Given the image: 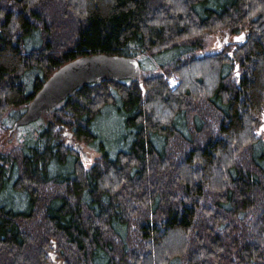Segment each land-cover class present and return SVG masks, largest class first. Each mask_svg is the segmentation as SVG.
<instances>
[{
  "label": "trees",
  "instance_id": "1",
  "mask_svg": "<svg viewBox=\"0 0 264 264\" xmlns=\"http://www.w3.org/2000/svg\"><path fill=\"white\" fill-rule=\"evenodd\" d=\"M99 53L161 72L81 86L0 152V264H264V0H0V130Z\"/></svg>",
  "mask_w": 264,
  "mask_h": 264
},
{
  "label": "water",
  "instance_id": "2",
  "mask_svg": "<svg viewBox=\"0 0 264 264\" xmlns=\"http://www.w3.org/2000/svg\"><path fill=\"white\" fill-rule=\"evenodd\" d=\"M246 33L234 38V42L243 43ZM226 39L224 43H226ZM141 65L135 58H127L116 55H86L74 59V61L63 65V67L53 72L44 83L42 88L34 95L25 112L13 124L10 133L15 132L21 126L31 125L41 119L46 113L59 103L63 102L72 92L87 84H98L109 81H132L140 77ZM139 88L143 90L140 83ZM259 133L264 134V115ZM66 135V134H65ZM69 136V134H68ZM68 144L72 141L68 140ZM74 149L81 153L85 160V152L80 145H75Z\"/></svg>",
  "mask_w": 264,
  "mask_h": 264
},
{
  "label": "rangeland",
  "instance_id": "3",
  "mask_svg": "<svg viewBox=\"0 0 264 264\" xmlns=\"http://www.w3.org/2000/svg\"><path fill=\"white\" fill-rule=\"evenodd\" d=\"M220 37H223L222 34L210 36L209 39L206 41L207 45L203 51V54H205V55L216 54V53L221 52L223 50V51H226V53L232 55L231 52L235 46H233V45L232 46H226V45L221 46L222 44L219 45L220 42L218 43V40ZM231 44H232V42L229 45H231ZM195 55H198V54H195ZM235 65H237L236 67L239 66L236 63H235ZM141 69H144V70H142V75H145V76L150 75V73L154 74V73H160L161 72L160 68H158V63H156L155 61H149L146 59H142ZM233 77H235V78L238 77L240 79L239 73L233 74ZM139 81L140 82L138 84L142 83L141 79ZM143 89H144V87H143ZM140 91H141V89H140ZM213 115L215 116L216 113L213 112ZM103 116L104 117H103L102 121H100L96 126L99 130H102L103 137L106 138L108 141H110V139L112 140L115 138H120V136L122 134L119 131V127H117L119 122H118V119H117L115 113H113V112L105 113ZM11 121H10V126L12 127L16 121L15 122L14 121L11 122ZM42 124H43V121L39 120L38 122H36V125L21 126L20 128H17L15 130V132H13L12 135H10V136L8 135V133H9L8 131L6 132L4 130H0V152L4 153L7 151H10L11 148H15V147L19 146L20 144H22V140L24 138L23 136L26 135L27 132L32 133L33 131H35V129L41 127ZM261 124H262V122H261ZM109 125L110 126L112 125V126L109 127ZM260 126H259V128H260ZM63 140H67V141L69 140V136L67 133H66V135H64ZM81 145H82L81 146L82 150H84V152L86 154V156H85L86 158H85V160H83L81 153L79 152L80 162H82L83 166L88 169V168H90V166L92 164H94L95 160L98 159L99 155L95 150H92L90 147L88 148L84 143H81ZM109 145H110V143L107 144L108 149H112L110 151L112 154H114V152L116 151V149H115L116 146L113 144H112V146H109ZM33 234H35V232H33ZM49 253H50L49 254L50 255V264H61V262L57 260L55 248L52 252L50 251ZM62 263H63V261H62Z\"/></svg>",
  "mask_w": 264,
  "mask_h": 264
},
{
  "label": "flooded vegetation",
  "instance_id": "4",
  "mask_svg": "<svg viewBox=\"0 0 264 264\" xmlns=\"http://www.w3.org/2000/svg\"><path fill=\"white\" fill-rule=\"evenodd\" d=\"M234 38H235V37H231V39H229V36L226 35L225 38H224L223 40H220V38H219L218 43L220 42V43H219V45H220V44L224 43V40L226 39V40H227V41H226V44H229V42H231V41L234 42ZM221 41H222V43H221Z\"/></svg>",
  "mask_w": 264,
  "mask_h": 264
}]
</instances>
